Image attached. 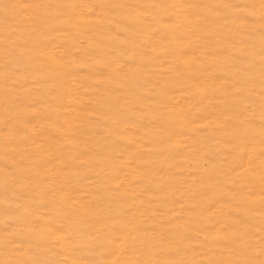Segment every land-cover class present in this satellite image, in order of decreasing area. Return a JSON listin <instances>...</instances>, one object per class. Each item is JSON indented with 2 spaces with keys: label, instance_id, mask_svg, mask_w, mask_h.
<instances>
[{
  "label": "rangeland",
  "instance_id": "obj_1",
  "mask_svg": "<svg viewBox=\"0 0 264 264\" xmlns=\"http://www.w3.org/2000/svg\"><path fill=\"white\" fill-rule=\"evenodd\" d=\"M0 264H264V0H0Z\"/></svg>",
  "mask_w": 264,
  "mask_h": 264
}]
</instances>
